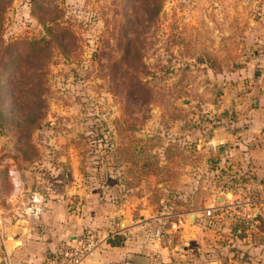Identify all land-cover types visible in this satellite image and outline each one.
<instances>
[{
	"label": "rangeland",
	"instance_id": "rangeland-1",
	"mask_svg": "<svg viewBox=\"0 0 264 264\" xmlns=\"http://www.w3.org/2000/svg\"><path fill=\"white\" fill-rule=\"evenodd\" d=\"M263 17L264 0H0V215L81 190L154 238L165 222L196 264H264V166L209 143L264 113Z\"/></svg>",
	"mask_w": 264,
	"mask_h": 264
},
{
	"label": "crops",
	"instance_id": "crops-1",
	"mask_svg": "<svg viewBox=\"0 0 264 264\" xmlns=\"http://www.w3.org/2000/svg\"><path fill=\"white\" fill-rule=\"evenodd\" d=\"M259 92L260 97L264 96L263 90ZM256 112L257 114L250 112L248 117H243L241 113L236 121L232 120L235 125L239 119H242L238 127L228 129L225 137L220 134H218L220 137L212 136L210 142L215 145L213 147L218 146L220 151L241 152L242 161L246 159L250 167L253 164L264 166V113ZM226 156L229 157L227 153ZM77 193L80 195L68 191L65 196L58 190L48 194L43 203L42 214L34 222L28 221L21 212H15L11 216L0 215L2 218L0 264H45L48 258L56 254L60 243L77 244L80 240H84L89 232L98 234L100 242L81 264H196L198 262V258L191 253L194 244L188 245L190 242L185 240L183 242L181 239H176L175 243H168L154 238L153 234L147 231L137 230L143 224L138 226L140 220L134 221L132 217L128 218L130 213L127 210L114 207L103 200L101 195L90 197L86 194L83 197L81 190ZM10 207L14 208V206ZM6 209L2 210L7 211ZM193 219L194 223L191 227H194L198 221L196 216ZM123 221H125L124 226H122ZM116 234L124 236L123 243L111 245L108 239ZM184 235V237L189 236L188 233ZM130 254L141 255L145 262L130 259ZM206 263L211 262L206 261Z\"/></svg>",
	"mask_w": 264,
	"mask_h": 264
},
{
	"label": "built area",
	"instance_id": "built-area-1",
	"mask_svg": "<svg viewBox=\"0 0 264 264\" xmlns=\"http://www.w3.org/2000/svg\"><path fill=\"white\" fill-rule=\"evenodd\" d=\"M211 145L215 146L213 142H210ZM9 175L13 183L15 193H18L23 188V182L18 175L16 168H11L9 170ZM45 201L44 193L40 191H32L29 195L28 202L23 210L24 217L31 222L37 221L43 210V203ZM212 208H207V214H211ZM183 214H180L178 219L171 221V228H177L184 224L182 217ZM2 223V218L0 216V225ZM1 230V226H0ZM169 230L165 226V222L157 226L155 230V236L160 240L165 239L164 241L168 243H173L172 238L169 235ZM1 237V231H0ZM100 242L98 234L95 232H89L84 240H80L77 244H69L66 242L60 243L56 254L48 258L45 264H81L97 247Z\"/></svg>",
	"mask_w": 264,
	"mask_h": 264
},
{
	"label": "trees",
	"instance_id": "trees-1",
	"mask_svg": "<svg viewBox=\"0 0 264 264\" xmlns=\"http://www.w3.org/2000/svg\"><path fill=\"white\" fill-rule=\"evenodd\" d=\"M123 240H124V236L123 235H120V234H116L114 235L113 237H110L108 239V242L111 244V245H120L123 243Z\"/></svg>",
	"mask_w": 264,
	"mask_h": 264
},
{
	"label": "water",
	"instance_id": "water-1",
	"mask_svg": "<svg viewBox=\"0 0 264 264\" xmlns=\"http://www.w3.org/2000/svg\"><path fill=\"white\" fill-rule=\"evenodd\" d=\"M124 225H125V221H123V223H122V226H124ZM129 258L132 260H137L139 262H143V263L145 262L143 257L141 255H138V254H130Z\"/></svg>",
	"mask_w": 264,
	"mask_h": 264
}]
</instances>
